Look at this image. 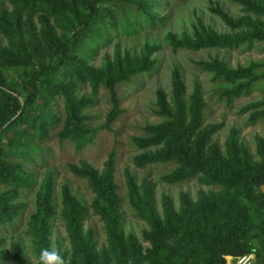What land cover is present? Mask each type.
Masks as SVG:
<instances>
[{
    "label": "trees",
    "instance_id": "16d2710c",
    "mask_svg": "<svg viewBox=\"0 0 264 264\" xmlns=\"http://www.w3.org/2000/svg\"><path fill=\"white\" fill-rule=\"evenodd\" d=\"M243 11L253 13L236 16L210 6L226 25L244 26L247 30L237 33H216L207 29L197 18L192 34L176 37L168 32L166 37L172 48L197 49L205 46L234 47L247 39L264 41V0H234ZM16 11L36 13L41 23L45 50L28 32L29 51L25 52L18 38L19 15L0 11V30L6 34L11 49L0 47V64L28 65L24 78L18 81L16 93L0 86V138L2 131L12 123L28 121L34 124L39 134L43 133L45 119H53L48 113H37L31 105L36 97L62 98L64 118L58 131L60 138L73 140L80 148L90 140L93 129L83 124L80 112L90 99L75 96L76 82L86 81L92 91L103 86L108 94L110 107L105 114L104 125L111 122L120 111L115 84L130 75L149 69L151 54L157 44L145 42L138 54L120 53L115 48L112 60L104 59L99 66L86 63L94 44L102 41L104 34L98 28L108 27L126 34L134 32L142 22L160 21L146 3L136 0H14ZM62 28L65 33L56 36L48 19ZM27 22H29L27 20ZM67 32V33H66ZM85 43V44H84ZM47 54L54 55V61H47ZM213 68L228 81L245 77L228 91L237 94L248 83L257 80L251 72L255 63L246 67L231 69L218 59L203 63ZM18 94L20 95L18 97ZM157 113L165 119L145 124V135L133 137L134 144L143 149L132 156L137 167L155 161L173 160L175 168L164 177L167 182L191 178L200 173L208 182L221 184L222 191L201 193L197 202H192L181 194L179 210L171 207L167 197L162 196V216L152 213L150 185L139 190L130 173L126 174V184L131 203L145 214L148 229L142 231L148 246L142 249L131 234L124 235L119 227L118 197L116 185L111 178L113 151H109L100 172L85 161L78 165L68 164L74 175L85 178L94 194L96 213L103 219L107 248L99 251L89 229H83L81 219L86 209L74 197L67 185L61 186V217L65 223L70 254L69 264H225L223 255L232 257L253 251V264H264V191L255 187L264 185V136L257 140V150L261 160L253 162L245 149L237 146L232 137L227 143L226 153L219 151L216 143H209L217 123L202 125V101L200 90L193 87L189 101L184 99L183 81L176 69L171 78V104L163 93L157 92ZM46 117V118H44ZM9 137V136H8ZM25 136H10L0 142V183L11 188L0 192V220L10 219L20 206L11 201L17 188L26 180L17 174L16 164L5 159L12 143L22 152L28 148ZM156 146L152 150L146 148ZM49 184L44 179L40 185L36 209L31 216L33 233L37 235L39 250L49 247L47 218L51 213ZM15 264H29L15 255ZM229 264H234L233 259Z\"/></svg>",
    "mask_w": 264,
    "mask_h": 264
},
{
    "label": "rangeland",
    "instance_id": "374dc122",
    "mask_svg": "<svg viewBox=\"0 0 264 264\" xmlns=\"http://www.w3.org/2000/svg\"><path fill=\"white\" fill-rule=\"evenodd\" d=\"M146 3L148 8L160 21L142 22L135 27L134 32L126 34L111 26L98 28L104 34L102 41L94 44L92 52L86 57V63L99 66L104 59L112 60L115 48L119 52L138 54L145 42L157 44L158 48L151 54L153 60L149 69L136 72L127 79L115 84L120 111L115 118L104 125L105 114L110 107L106 89L99 85L95 91L86 82H76L73 92L75 96H85L90 101L81 108L83 124L93 129L89 141L78 148L73 140L58 136L64 118L62 98L55 95L52 99L36 97L31 105L37 113H48L53 119H45L43 133L39 134L37 121L12 123L2 131L0 142L10 136L23 134L25 136L26 152H22L12 143L5 159L16 164L17 174L26 180L17 188V194L11 201L20 204L10 219L0 220V264H15V255L29 264H38L39 246L37 235L33 233L31 216L36 209V199L40 185L44 179L49 184L51 213L47 218L49 247H55L67 260L71 257L65 223L61 217L60 191L62 185H67L74 197L85 207L82 216V228L91 231L96 250L107 248L106 231L103 219L96 213L93 203L94 194L85 178L74 175L68 169V164L78 165L85 161L100 172L104 166L109 151H113V168L111 178L116 185L118 197L119 227L121 232L131 234L142 249L148 246L143 239L142 231L148 229L145 214L138 210L129 197L126 184V174L133 176L140 190L143 185H150L152 194V213L162 216V196L167 197L171 207L179 210L181 194H185L192 202L200 199L201 193H216L222 191V186L216 182H208L198 173L195 176L176 182H167L164 177L176 166L173 160L155 161L137 167L132 162V156L143 149L137 147L133 137L145 135V124L157 123L165 119L156 109L157 92L163 93L166 101L171 104L172 71L176 69L183 81L184 99L189 101L194 86L200 90L202 101V125L217 123V129L211 134L208 142L216 143L222 154L226 153L227 143L234 138L238 147L249 154L250 160L258 162L261 156L257 150V140L264 136V41L247 39L234 47L205 46L197 49L184 47L172 48L168 32L176 37L183 33L192 34L196 19L216 33H237L246 31L244 26L230 27L210 10V6H218L226 13L236 16L246 14L256 18L253 13L243 11L234 0H136ZM7 14L15 12L19 15L17 34L26 53L29 51L28 32L45 50L42 39L41 23L36 13L28 14L25 10L16 11L14 0H0V11ZM27 20L29 22H27ZM48 24L56 36L65 31L53 23V17ZM67 33V32H66ZM85 44V43H84ZM0 47L11 49L6 34L0 30ZM223 61L227 67L236 69L251 67V72L257 80L234 94L228 89L238 81H246L245 77H236L228 81L219 75L215 69L203 65L211 59ZM47 61H54L55 56L47 54ZM28 65L0 64V86L13 93L19 89L18 81L24 78ZM20 95L18 94V97ZM1 99V97H0ZM46 118V117H44ZM9 136V137H8ZM156 146L146 149L152 150ZM11 187L0 183V192ZM255 190L264 191L260 184ZM224 254L225 264L233 258Z\"/></svg>",
    "mask_w": 264,
    "mask_h": 264
},
{
    "label": "clouds",
    "instance_id": "9594fccd",
    "mask_svg": "<svg viewBox=\"0 0 264 264\" xmlns=\"http://www.w3.org/2000/svg\"><path fill=\"white\" fill-rule=\"evenodd\" d=\"M38 264H69V261L55 247H44L39 252Z\"/></svg>",
    "mask_w": 264,
    "mask_h": 264
},
{
    "label": "built area",
    "instance_id": "2783aa9c",
    "mask_svg": "<svg viewBox=\"0 0 264 264\" xmlns=\"http://www.w3.org/2000/svg\"><path fill=\"white\" fill-rule=\"evenodd\" d=\"M230 258H233L234 264H253L254 253L253 251L250 250V251L238 254L234 257L230 256Z\"/></svg>",
    "mask_w": 264,
    "mask_h": 264
}]
</instances>
